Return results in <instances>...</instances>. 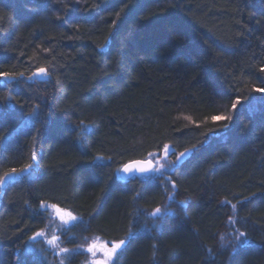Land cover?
Listing matches in <instances>:
<instances>
[{
	"label": "trees",
	"instance_id": "trees-1",
	"mask_svg": "<svg viewBox=\"0 0 264 264\" xmlns=\"http://www.w3.org/2000/svg\"><path fill=\"white\" fill-rule=\"evenodd\" d=\"M261 69L264 0H0V264H264Z\"/></svg>",
	"mask_w": 264,
	"mask_h": 264
},
{
	"label": "snow or ice",
	"instance_id": "snow-or-ice-1",
	"mask_svg": "<svg viewBox=\"0 0 264 264\" xmlns=\"http://www.w3.org/2000/svg\"><path fill=\"white\" fill-rule=\"evenodd\" d=\"M261 70L264 71V69H261ZM44 74H46L45 68H40L38 70V73H33L34 76L35 75H44ZM11 75L12 74H8V73H0V76H3L5 79H9ZM21 75H23V74L21 73ZM257 91L264 92V88L257 89ZM238 102L239 101H237L236 103H233V105H232L233 109L236 108V104ZM212 119L213 120L223 119V117L213 116ZM169 154H174V153H171V150H170L168 145H164V159H166ZM184 155H185V153H183V152L180 153V157H183ZM149 156L153 157V159H155L154 154L150 153ZM180 157H177V160H179ZM32 158H33V160L36 159L35 153H33ZM31 167H32L31 165H27L24 169H21L20 171H27ZM134 170L139 171L140 173H144V174L155 173L157 176L162 177L166 171V168H164L163 166H161V167L152 166L151 160L148 162V166L139 165L138 167H136L134 169L131 164H126L123 168L124 172H131ZM13 174H18L16 169H12L11 173H4L2 176H0V186H3L8 180H11L13 177ZM169 198L171 199L172 197H169ZM41 207L45 210H47L49 207H51L53 209H57L56 205L49 206L47 204H42ZM233 208H235V205H233ZM57 211H59V209H57ZM165 211H167V209H165ZM162 214L163 213H162L161 208L157 207L149 215L153 216V217H158ZM64 215H66L69 218V220L65 222L66 224L70 223V222H74L77 219L75 216L72 215L71 212H66ZM61 220H63V216H61ZM129 231H130V235H131V229ZM43 235H44L43 231L38 232V233H36L35 237H32V239H36L37 237H41ZM244 236H245V233H240L239 236H237V240H240V238L244 237ZM57 241H58V237L53 235L51 237V239H49L47 242H48V244L54 245L55 247L59 248V251L61 253H68L69 250L67 248L60 247V245H59V243H57ZM125 243H126L125 240H120L118 242H114V241L105 242V246L103 248L98 249L99 251H101L103 253L104 259H103V261H98L97 264H112L114 256L117 254L118 250H120ZM109 244L111 245L110 247L108 246ZM96 250L97 249H96L95 244H93L87 248V252L92 253L93 255H95ZM61 264H63V261H61Z\"/></svg>",
	"mask_w": 264,
	"mask_h": 264
},
{
	"label": "rangeland",
	"instance_id": "rangeland-1",
	"mask_svg": "<svg viewBox=\"0 0 264 264\" xmlns=\"http://www.w3.org/2000/svg\"><path fill=\"white\" fill-rule=\"evenodd\" d=\"M171 149V148H170ZM176 157H180V154L178 155V156H176ZM182 157H180V159H181ZM179 159V160H180ZM176 160H177V158H176ZM51 211H52V214H50V217H51V219H52V224H53V230H55L56 228H58V227H64V226H68V225H70V223H72V222H70V223H65L66 221H68L69 220V218L66 216V215H64L66 212H68V211H63L62 213H60V214H56L55 212H54V210L53 209H51ZM61 216H63V220H61ZM52 235H57V233H55V231H53L52 233H51V235L50 236H48V234L46 235V237H45V239L46 240H48V239H51L50 237L52 236ZM93 244H95L96 245V252H95V255H93L92 253H89V252H87V248L89 247V246H91V245H93ZM50 245V244H49ZM105 246V241H101V240H99V239H96V238H94L91 242H90V244L88 245V246H86L85 248H86V253H87V259L84 261V263L83 264H97V262L99 261L98 259L99 258H103L104 259V257H103V253L101 252V251H99L98 249H100V248H103ZM109 247L111 246L110 244L108 245ZM84 248V249H85ZM55 250H57V251H55L54 252V254L56 255V257L57 258H59L60 259V256L62 255L63 256V254H66V253H61L60 251H59V248H57V247H55Z\"/></svg>",
	"mask_w": 264,
	"mask_h": 264
},
{
	"label": "water",
	"instance_id": "water-1",
	"mask_svg": "<svg viewBox=\"0 0 264 264\" xmlns=\"http://www.w3.org/2000/svg\"><path fill=\"white\" fill-rule=\"evenodd\" d=\"M35 73H38V70L35 71ZM35 76L41 78L42 75H35ZM170 150H171V153H173V152L175 151L174 148H171ZM187 153H188V151H186L185 155H186ZM150 160L152 161V166L155 167L156 163H155L152 159H150V158H149V159H136V160H132V161H129V162L125 163V164L120 168V170H119V177H120L122 180H125V179H128V178L133 177V176H139V175H140V176H147V175H149V174L140 173L139 171H136V170L131 171V172H124V171H123V168H124V166H125L126 164H131V165L133 166L134 169H135L136 167H138L139 165L148 166V162H149ZM13 176H14V174H13ZM56 206H57V205H56ZM57 209H59V211H57ZM57 209H55L56 212H57V213H60L61 210H60V208H59L58 206H57ZM99 261H103V259H99Z\"/></svg>",
	"mask_w": 264,
	"mask_h": 264
},
{
	"label": "bare ground",
	"instance_id": "bare-ground-1",
	"mask_svg": "<svg viewBox=\"0 0 264 264\" xmlns=\"http://www.w3.org/2000/svg\"><path fill=\"white\" fill-rule=\"evenodd\" d=\"M185 153H186V152H185ZM149 175H150V174H149ZM139 176H140V175H139ZM141 177H143V176H141ZM51 224H52V223H51ZM38 232H40V231H38ZM38 232H37V233H38Z\"/></svg>",
	"mask_w": 264,
	"mask_h": 264
}]
</instances>
